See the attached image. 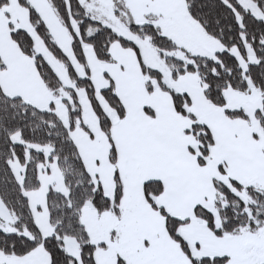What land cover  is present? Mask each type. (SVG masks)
Here are the masks:
<instances>
[{"label": "snow or ice", "instance_id": "1", "mask_svg": "<svg viewBox=\"0 0 264 264\" xmlns=\"http://www.w3.org/2000/svg\"><path fill=\"white\" fill-rule=\"evenodd\" d=\"M0 264H264V0H0Z\"/></svg>", "mask_w": 264, "mask_h": 264}]
</instances>
